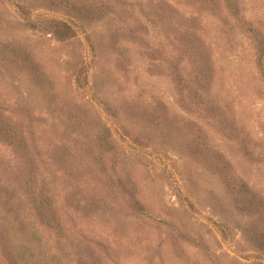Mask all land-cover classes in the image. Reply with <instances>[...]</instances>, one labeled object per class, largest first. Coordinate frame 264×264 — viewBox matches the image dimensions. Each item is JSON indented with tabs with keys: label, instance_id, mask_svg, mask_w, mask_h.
<instances>
[{
	"label": "rangeland",
	"instance_id": "1",
	"mask_svg": "<svg viewBox=\"0 0 264 264\" xmlns=\"http://www.w3.org/2000/svg\"><path fill=\"white\" fill-rule=\"evenodd\" d=\"M245 1L251 13L264 14V0ZM146 25L151 54L125 39L123 22L115 33L116 53L111 54L106 26L92 21L79 25L63 0H0V53L9 58L10 53L31 54V64L39 65L54 84L52 99L72 106L92 132L102 122L119 125L101 108L116 107L122 123L118 131L124 133L114 136L142 205L135 212L122 207L116 226L109 218L80 224L116 252L119 264H264L261 246L255 245L259 231L232 205L223 171L218 174L213 160L202 159L205 146L208 153L223 152L233 179H243L264 198V89L254 93V80L238 82L225 71L223 88L240 126L227 136L209 124L215 118L185 109L183 89L168 72V39ZM60 29L65 37L56 39L52 30ZM78 66L83 78L75 85ZM243 72L244 79L250 75L248 69ZM31 85L29 77L0 60V100L6 99L7 108L34 115L56 111L48 107V96ZM248 149L259 157L245 155ZM212 195L229 210L212 208Z\"/></svg>",
	"mask_w": 264,
	"mask_h": 264
},
{
	"label": "trees",
	"instance_id": "2",
	"mask_svg": "<svg viewBox=\"0 0 264 264\" xmlns=\"http://www.w3.org/2000/svg\"><path fill=\"white\" fill-rule=\"evenodd\" d=\"M63 3L73 9L79 25L92 21L106 26L111 54L116 53L119 22L127 24L125 39L150 54L152 46L144 37L146 24L156 27L168 39V72L183 89L185 109L215 118V123L209 124L227 136L240 126L223 88L228 79L225 71L238 82L254 80V93L264 89V14L251 13L245 0ZM52 31L56 39L65 37L62 29ZM10 54L11 58L2 50L0 60L29 77L31 88L45 93L48 107L53 105L56 111L34 115L19 108L10 110L4 104L6 99L0 100V264H119L116 252L80 224V220L109 218L116 226L122 207L135 212L137 205H142L134 194L135 182L126 169V156L114 136L122 127L116 107L106 104L101 108L107 117L114 116L112 124L119 125L102 122L100 129L92 132V125L72 106L52 99L54 84L39 65L31 64V54ZM245 69L250 75L244 79ZM75 70L74 84L78 85L83 77L78 75L80 66ZM235 139L243 142L238 136ZM207 148L202 150V159L213 160L218 174L223 171L232 205L247 215L249 227L259 231L255 245L264 253L263 196L243 179H233L230 161L223 152L208 153ZM243 153L251 159L259 157L250 149ZM209 199L219 213L229 210L214 195Z\"/></svg>",
	"mask_w": 264,
	"mask_h": 264
}]
</instances>
